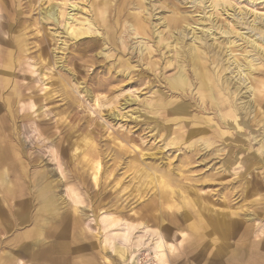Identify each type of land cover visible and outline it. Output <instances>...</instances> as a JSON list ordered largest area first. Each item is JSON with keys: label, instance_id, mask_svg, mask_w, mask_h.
Instances as JSON below:
<instances>
[{"label": "rangeland", "instance_id": "rangeland-1", "mask_svg": "<svg viewBox=\"0 0 264 264\" xmlns=\"http://www.w3.org/2000/svg\"><path fill=\"white\" fill-rule=\"evenodd\" d=\"M230 1L226 12L209 7L211 0H0V264H52L42 255L59 244L66 248L62 264H185L187 195L229 212L245 229L230 246L221 241L225 254L264 264V52L216 28L236 25L260 38L250 26H264V0ZM62 8L73 21L57 24L43 13ZM104 8L112 29L93 17ZM173 16L185 17V30L166 27ZM92 17L97 31L72 40L66 23L71 30ZM139 19L145 38L132 27ZM227 55L257 62L251 77L263 90L261 112L251 102L255 113H247V99L232 96L240 82ZM180 64L187 82L175 89L170 80ZM203 68L210 87L197 75ZM180 105L185 112L174 115ZM233 107L242 115L236 124L225 117ZM111 215L121 217L119 229H104ZM128 223L139 228L130 241L115 242L126 250L124 262L110 236ZM207 254L191 264H210Z\"/></svg>", "mask_w": 264, "mask_h": 264}, {"label": "bare ground", "instance_id": "bare-ground-1", "mask_svg": "<svg viewBox=\"0 0 264 264\" xmlns=\"http://www.w3.org/2000/svg\"><path fill=\"white\" fill-rule=\"evenodd\" d=\"M206 1V0H205ZM113 2V1H112ZM231 6L233 7V3L229 0H211V4L209 7H212V9H218V10H225L226 12L229 11V7L231 8ZM72 8H74V5H72ZM114 8V7H113ZM45 9V8H44ZM63 9V8H62ZM242 9V8H241ZM57 10V9H56ZM60 10V9H59ZM120 11V10H119ZM117 12V11H116ZM235 12V11H234ZM247 12V11H245ZM44 15L49 18V19H53V20H56L57 21V24H59V22L61 21L60 18H67L68 20L70 21H73V17L71 15V13H67L69 16H67L66 14V11L63 9V10H60L58 13L54 11H52V9H50L49 11L47 10H44ZM106 9H102V10H98V12H94L93 14V17L95 16V18L100 15L101 16V20L103 22V24L105 25V27H107L108 29H112L113 27V24H112V19L111 20H108L107 17H106ZM243 12L239 13L242 14ZM249 13V12H247ZM116 14V13H115ZM229 14V13H228ZM43 15V17H44ZM56 15V17H55ZM120 15V14H119ZM135 15V14H134ZM237 15V14H236ZM235 15V16H236ZM244 15V14H243ZM247 15V14H246ZM255 15V14H254ZM258 15V14H257ZM110 16V15H109ZM256 16V15H255ZM92 19H88V18H85L83 21H80L79 22V25L77 26V24H74L73 25V28L71 30H69L70 26H72L71 24L69 23H66V32L68 33L69 36H71L72 40L74 39L75 41H79L81 39H85L86 37H89L91 36L92 34H94L98 27H95V18ZM114 17V15H113ZM145 17V16H144ZM234 17V16H233ZM243 17V16H242ZM56 18V19H55ZM141 18V16H140ZM148 18V17H147ZM146 18V19H147ZM257 18V16H256ZM255 18V19H256ZM143 19V18H142ZM172 20H165L164 23L166 25V27L170 29H173L174 31L178 30V31H182V30H185L184 29V24H187L186 23V20H185V17H182V16H179V17H171ZM243 19V18H242ZM254 19V18H253ZM259 19V18H258ZM60 20V21H59ZM100 20V21H101ZM133 20V19H132ZM97 21V20H96ZM120 20L119 19H116L114 21V24L117 25L118 22ZM147 21H149L147 19ZM242 21V20H241ZM254 21V23L256 22V20H252V22ZM55 22V21H54ZM76 22V21H75ZM106 22V23H105ZM150 22V21H149ZM259 22V21H258ZM100 23V22H99ZM231 23V22H230ZM240 23V22H239ZM260 24H262V22L260 21L259 22ZM252 24V29H254V31H258V34L260 35V38H252V36L249 34H245L244 32H240V29L239 27H232V28H225L223 29L221 26H216V28H218L222 33L224 34H227V35H230L231 37L233 36L232 34H237L240 39H242L248 46L252 49V51L254 52H257V53H261L264 52V43L262 41V34L264 33V26H260V24ZM136 26L134 27V25L132 24V27L133 29H135V34L137 35H140L142 36V38H145L147 37L146 36V32H145V28H146V24L144 21H142L141 19H139L137 22H136ZM149 24V23H148ZM163 24V23H162ZM237 24V22H236ZM246 24V23H245ZM100 25V24H99ZM239 25V24H238ZM244 25V24H243ZM259 25V26H258ZM165 27V28H166ZM119 28V27H118ZM150 28V27H149ZM167 28V29H168ZM183 28V29H182ZM186 28V27H185ZM104 29V28H103ZM151 29V28H150ZM213 27H208L207 30L208 31H212ZM161 30V29H160ZM195 30V29H194ZM56 31V30H55ZM70 31V32H69ZM150 31V30H149ZM152 31V30H151ZM154 31V30H153ZM163 31V30H162ZM116 32V31H114ZM167 32V31H166ZM177 32V31H176ZM185 32V31H183ZM247 32V31H246ZM254 32V33H255ZM104 33V32H103ZM102 33V34H103ZM156 33V31H155ZM108 34V33H107ZM151 34V33H150ZM157 34H158V31H157ZM177 34V33H176ZM180 34V32H179ZM211 36L213 33H210ZM257 34V33H256ZM114 35V34H113ZM178 35V34H177ZM109 36V35H108ZM174 36V35H173ZM194 36V35H193ZM104 37V35H103ZM117 37V36H116ZM181 37V36H180ZM197 37V36H196ZM234 37V36H233ZM259 37V36H258ZM195 38V36H194ZM198 39V38H197ZM231 39V38H230ZM239 39V38H238ZM163 40V39H162ZM182 40V39H181ZM181 40L180 38L177 36L175 38V40L173 41L174 42V48H175V51H176V54L181 55V52L180 49L182 48V46L180 45L181 43ZM235 38H233L229 43L233 44L235 41ZM69 41V40H68ZM86 40H84L85 42ZM90 40H88L89 42ZM94 41V40H93ZM107 41V40H106ZM115 41V40H114ZM194 41V40H193ZM203 41V39H202ZM229 41V40H228ZM83 42V41H82ZM150 42V41H149ZM64 43V42H63ZM109 43V42H107ZM66 44V43H65ZM111 44V43H110ZM145 44V43H144ZM182 44V43H181ZM193 44V43H192ZM204 44V43H203ZM114 45V43H113ZM145 48L144 49H148V44L146 43L145 44ZM153 45V44H152ZM173 45V44H172ZM184 45V44H183ZM199 45V44H197ZM214 45V44H213ZM234 45V44H233ZM242 45V44H240ZM89 49L93 50L96 48V44L94 43H90L89 44ZM119 47V46H118ZM200 47V46H199ZM227 47V46H226ZM190 48V44H189V47ZM202 48V47H200ZM206 48V47H205ZM229 48V47H227ZM135 49V48H134ZM187 48H185L186 50ZM195 49L196 50V47H192L191 46V49L190 50H193ZM204 49V48H203ZM215 49V48H214ZM223 49V48H222ZM240 49V48H239ZM246 49V47H245ZM113 50V49H112ZM114 50H116L114 48ZM120 50V49H118ZM140 50L143 51V46L140 47ZM182 50V49H181ZM205 50V49H204ZM117 51V50H116ZM208 51V50H207ZM222 51V50H221ZM185 52V51H184ZM193 52V51H192ZM210 52V50H209ZM230 52L232 53V51L230 50ZM245 52V51H243ZM247 52V53H246ZM244 54V56H246L247 58H249V52L250 50H247ZM100 53H104L103 51L99 52ZM141 53V52H140ZM145 53V52H144ZM143 53V54H144ZM186 53V52H185ZM216 53V51H215ZM214 53V54H215ZM218 53V52H217ZM255 53V54H257ZM259 53V54H260ZM187 54V53H186ZM185 54V55H186ZM191 54V53H190ZM189 54V55H190ZM210 54V53H209ZM227 54V53H226ZM225 54V55H226ZM5 55V54H4ZM218 55V54H217ZM187 56V55H186ZM232 56V55H231ZM231 56L228 57L227 55V60L228 62V65H227V69L228 68H231L232 69V73H236L235 76H238L239 75V78H238V81L240 82L239 85H237L238 87H236L234 90L231 91V94L232 96L233 95H236L237 97H235V99H238L239 100L241 99L242 101L247 99L245 102H243V109L244 111H246L247 113H251V111L253 112L254 110H251L253 109L252 108V103L251 102H254V104H256L258 101H259V94L263 91L262 89H260V86H263L264 87V82H262L260 84V86L258 85V82L256 80V78L253 76L251 77L252 75H254L253 73V70L257 67H255L257 65V62L255 63L254 62V59L250 58L248 59V61H240L238 60L237 58H231ZM12 57V56H11ZM178 57V56H177ZM237 57V56H236ZM251 57V56H250ZM254 57V56H253ZM263 57V56H262ZM181 58V57H180ZM178 58V59H180ZM186 58V57H185ZM184 58V59H185ZM190 58H191V55H190ZM198 58V57H196ZM2 59V58H1ZM184 59H181V60H184ZM188 59V58H187ZM224 59V58H223ZM245 59V58H244ZM198 60V59H197ZM243 60V59H242ZM263 60V58H262ZM3 61V60H2ZM13 60L10 59V63L12 62ZM177 61V60H176ZM186 60H184L185 62ZM189 61V60H188ZM180 62V60H179ZM182 62V61H181ZM187 62V61H186ZM199 62V60H198ZM224 62V61H223ZM197 63V61H196ZM262 63V62H261ZM11 65V64H9ZM115 65V64H114ZM200 65V64H199ZM202 65V64H201ZM221 66V65H220ZM185 67V66H184ZM204 67V66H203ZM208 67V66H207ZM214 67V66H213ZM212 67V68H213ZM259 67V66H258ZM178 68L179 70L181 69V71L177 74V76L173 77L170 82H171V85L173 87L176 88H183L185 85H186V77H184V74H183V68H181V64L178 65ZM177 68V69H178ZM210 68V67H209ZM215 68V67H214ZM213 68V69H214ZM1 69V68H0ZM199 69V68H198ZM211 69V68H210ZM9 70V69H8ZM13 70V69H12ZM177 70V72L179 71ZM259 70V69H258ZM197 72V71H196ZM212 72V71H211ZM214 72V70H213ZM217 72V71H216ZM231 72V71H230ZM231 73V74H232ZM213 74V73H212ZM4 75V74H3ZM199 75L198 77H200L202 79V81L204 80L206 82V86L207 87H210L209 86V77H210V73L208 72L207 69H202V70H198V74ZM216 75V73H215ZM11 76V75H10ZM216 77V76H215ZM225 77V75H224ZM223 77V78H224ZM233 77V76H232ZM214 78V77H213ZM217 78V77H216ZM228 78V77H227ZM253 79L254 82H250V83H246L248 82L249 79ZM235 79V78H233ZM209 80V81H208ZM227 80V79H226ZM225 80H223L224 82ZM230 81V80H229ZM236 80H234L235 82ZM221 82V81H220ZM226 82V81H225ZM231 82V81H230ZM200 83V82H199ZM203 83V82H202ZM211 83V81H210ZM218 83V82H217ZM227 83V82H226ZM220 84V83H219ZM223 84V83H222ZM205 85V83H204ZM216 85V84H215ZM229 83L228 86L229 87ZM242 85H245V89L244 91H242V88L241 86ZM223 86V85H221ZM231 87V86H230ZM229 87V88H230ZM216 88V87H215ZM241 88V89H240ZM205 89V88H204ZM211 89V88H210ZM209 89V90H210ZM220 90V88H218ZM233 89V88H232ZM216 90V89H215ZM227 90V88H226ZM3 91V90H2ZM1 91V92H2ZM210 92V91H209ZM212 92V91H211ZM224 93V92H223ZM219 94V93H218ZM227 94V93H226ZM240 94V95H239ZM247 94V95H246ZM241 97H239V96ZM212 96V95H211ZM219 96V95H217ZM216 96V97H217ZM230 96V95H229ZM207 97V96H206ZM211 98V97H210ZM213 99V98H212ZM12 100V99H11ZM16 100V99H15ZM176 100V99H175ZM234 100V99H233ZM238 100H236L235 102H237ZM229 103V102H228ZM230 104V103H229ZM241 104V102H240ZM260 103L258 102L257 105H256V108L257 106H259ZM225 106V105H224ZM229 106V105H228ZM231 107V106H230ZM260 107H258V109L255 108L256 110V113L255 111L253 112V115L254 113L257 114V112L260 111ZM222 108V107H221ZM225 108V107H224ZM241 108V107H240ZM262 108V107H261ZM250 109V110H248ZM263 109V108H262ZM186 108L184 105H180L178 107H176L174 110H173V113L174 115H181L183 112H185ZM225 110V109H224ZM261 112V111H260ZM264 112V111H263ZM246 114V113H245ZM228 116H225V117H235V124L238 122V119L237 118H241L242 115H241V110H239L238 108H234L230 111V114H227ZM244 115V114H243ZM249 115V114H248ZM250 116V115H249ZM253 117V116H252ZM247 118V117H246ZM237 119V120H236ZM253 119V118H251ZM174 120V119H173ZM172 121V120H171ZM234 121V120H233ZM224 123V122H223ZM231 123V122H230ZM264 123V122H263ZM225 124V123H224ZM228 124V122H227ZM262 125V123H261ZM238 126H240V124H238ZM234 127V126H233ZM241 127V126H240ZM230 128V127H229ZM237 128V127H236ZM242 128V127H241ZM244 128V127H243ZM264 128V127H263ZM233 129V128H232ZM244 130V129H243ZM264 133V132H263ZM259 135H261V133H259ZM258 135V136H259ZM263 135V134H262ZM255 137V136H254ZM256 138V137H255ZM259 138H257L258 140ZM256 140V141H257ZM259 143V142H258ZM263 145L264 146V137H261V140H260V146ZM262 147V146H261ZM3 155V154H1ZM6 155V154H5ZM4 155V156H5ZM1 159H2V156H1ZM143 175V173L141 174ZM147 176V175H146ZM6 178V177H5ZM7 181V180H6ZM6 183V182H5ZM167 184V183H165ZM171 184V183H170ZM50 186V185H49ZM52 187V186H51ZM163 187H167V185H164ZM47 189V188H46ZM56 189V188H55ZM42 191V190H41ZM56 193V192H55ZM41 195V194H40ZM56 200V199H55ZM53 201V200H52ZM42 203V202H41ZM52 203V202H51ZM56 203H57V200H56ZM45 204H49V201H45ZM55 205V204H54ZM53 205V206H54ZM171 206V205H170ZM44 207V206H43ZM185 209H184V213H183V221H184V228L185 230L187 231L186 234L183 236V239H182V250H183V253H184V261L185 264H191L192 262H194L196 260V256H202L204 258V256H206V254L209 252L210 256H211V261H210V264H240V259H235V258H238V256H235L236 255V252H233L231 254H225L224 253V250H222L220 244L221 241L223 243H226L228 246H230V240L232 237L234 236H242V234L244 233L245 229H243L240 224L237 223V221H234L233 219H231L229 216H228V213L224 212V213H220L219 211H217L216 209L212 208L209 206L208 203L204 202L203 200H198L196 198H192L190 197L189 195H187V197H185ZM171 208V207H169ZM46 209V208H45ZM79 211V210H78ZM77 212V211H75ZM109 213V212H108ZM231 213V212H230ZM74 214V212H73ZM76 214V213H75ZM112 214V213H111ZM113 215V214H112ZM108 216L106 218V225L104 226V229H114V228H118L117 226L119 225V221L121 220L118 216ZM50 218V217H48ZM124 221V220H123ZM122 221V222H123ZM125 222V221H124ZM81 223L80 219H75V224H78ZM121 223V221H120ZM126 224V223H125ZM73 225V224H72ZM123 225V224H122ZM145 225V224H144ZM247 225V224H246ZM147 226V225H146ZM123 227V226H122ZM245 227V226H244ZM82 228V227H81ZM125 231H123L122 233L118 232V231H115L114 233H111V236L110 238L114 240V252L117 254L118 258H120L122 261H126L127 260V257L125 256V249H123V247H120L119 244H116L118 243L117 241H119V239H124L125 243L130 241V238L132 237V234L134 233V231L137 228L136 225H133L132 223H128L127 224V227L125 226ZM144 228V227H143ZM44 229V228H42ZM119 229V228H118ZM35 230V229H34ZM77 230V229H76ZM80 230V229H79ZM140 231V230H139ZM147 231V230H145ZM31 232V231H30ZM37 232V231H36ZM43 232V231H42ZM107 232V231H105ZM142 232V230H141ZM32 233V232H31ZM72 233V231H71ZM77 233V232H75ZM109 234V233H108ZM162 234V233H161ZM121 235V236H120ZM35 236V235H34ZM109 236V235H108ZM137 236V235H136ZM69 237V236H68ZM147 237V236H146ZM159 237V236H158ZM243 237V236H242ZM135 238V237H134ZM132 239V238H131ZM242 239V238H241ZM159 244L162 243H166V241H164L162 238L161 240H159ZM57 242V241H56ZM116 242V243H115ZM162 243V244H163ZM71 244V242H70ZM124 244V243H123ZM101 245V244H100ZM235 245V244H234ZM54 246V245H53ZM51 247L50 249H47L42 257L45 259V260H48L50 261V263L52 264H62L65 260V255H64V251H65V245L64 244H59L54 247ZM102 246V245H101ZM163 246V245H162ZM90 247V245H89ZM113 247V246H112ZM89 249V248H88ZM165 249V248H163ZM170 249H172V246L170 247ZM83 250V249H82ZM85 250V249H84ZM92 250V249H91ZM106 250V249H105ZM104 250V251H105ZM157 250V249H155ZM233 250V249H232ZM231 250V252H232ZM64 252V253H63ZM75 252V250H74ZM100 253V252H99ZM103 254V253H102ZM40 255V254H39ZM208 255V254H207ZM72 256V255H71ZM105 256V255H104ZM126 257V258H125ZM98 259V258H97ZM91 260V259H90ZM96 260V259H95ZM99 260V259H98ZM89 261V260H88ZM105 261V260H104ZM108 261V260H107ZM80 262V261H79ZM77 262V263H79ZM94 262V261H93ZM110 262V261H109ZM75 263V262H74ZM73 263V264H74ZM160 263L161 264H168L167 263V260L166 259H162L160 258ZM85 264V263H84ZM94 264H96V261L94 262ZM99 264V263H98Z\"/></svg>", "mask_w": 264, "mask_h": 264}]
</instances>
